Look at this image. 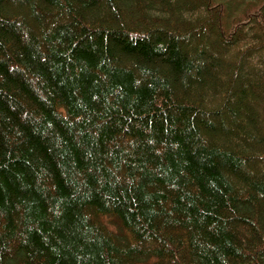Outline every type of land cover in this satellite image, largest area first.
Returning <instances> with one entry per match:
<instances>
[{"label":"trees","instance_id":"1","mask_svg":"<svg viewBox=\"0 0 264 264\" xmlns=\"http://www.w3.org/2000/svg\"><path fill=\"white\" fill-rule=\"evenodd\" d=\"M0 264H264V0H0Z\"/></svg>","mask_w":264,"mask_h":264}]
</instances>
